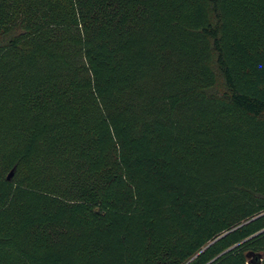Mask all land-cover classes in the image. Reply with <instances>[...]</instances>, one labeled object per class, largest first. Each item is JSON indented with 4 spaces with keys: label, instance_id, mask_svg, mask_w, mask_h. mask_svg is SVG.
Instances as JSON below:
<instances>
[{
    "label": "trees",
    "instance_id": "trees-1",
    "mask_svg": "<svg viewBox=\"0 0 264 264\" xmlns=\"http://www.w3.org/2000/svg\"><path fill=\"white\" fill-rule=\"evenodd\" d=\"M255 255L264 0H0V264Z\"/></svg>",
    "mask_w": 264,
    "mask_h": 264
},
{
    "label": "water",
    "instance_id": "water-1",
    "mask_svg": "<svg viewBox=\"0 0 264 264\" xmlns=\"http://www.w3.org/2000/svg\"><path fill=\"white\" fill-rule=\"evenodd\" d=\"M13 173H10L9 176H8V179H10L12 177ZM254 261L256 264H260L261 262V259H262V255H255L254 257Z\"/></svg>",
    "mask_w": 264,
    "mask_h": 264
}]
</instances>
